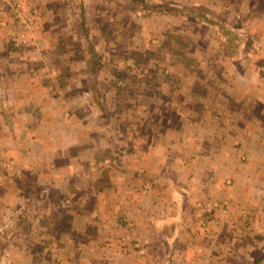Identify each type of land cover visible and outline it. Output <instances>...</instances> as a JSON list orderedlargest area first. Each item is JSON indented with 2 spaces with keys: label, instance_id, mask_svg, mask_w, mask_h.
<instances>
[{
  "label": "crops",
  "instance_id": "crops-1",
  "mask_svg": "<svg viewBox=\"0 0 264 264\" xmlns=\"http://www.w3.org/2000/svg\"><path fill=\"white\" fill-rule=\"evenodd\" d=\"M11 1L0 0V264H264V0H153L215 22L106 24L111 41L96 24V42L88 23L87 36L53 24L55 0H29L32 13L19 0L37 21L21 48ZM153 33L159 49L136 42ZM73 37L80 49L66 48Z\"/></svg>",
  "mask_w": 264,
  "mask_h": 264
},
{
  "label": "rangeland",
  "instance_id": "rangeland-1",
  "mask_svg": "<svg viewBox=\"0 0 264 264\" xmlns=\"http://www.w3.org/2000/svg\"><path fill=\"white\" fill-rule=\"evenodd\" d=\"M19 0H12L8 4L13 5V11L15 12V2H18ZM27 3L25 4V8L30 13L34 7V5L30 4L28 1L25 0ZM7 3L2 4L0 7L1 9H7ZM56 7L59 9L58 12H52L50 15L54 16L56 18L55 20H52L54 22L53 24H73L74 25V31L78 28L77 24H80L79 16L77 15V12H75L73 4L69 2V5H66L63 3V0H55ZM0 9V10H1ZM88 12L86 14L87 23L90 26L88 28L89 36L93 40V42L97 41L99 36L101 35L98 33L97 29L99 28L96 24H103L104 31L106 32L107 36H104L106 39H109L111 41V28L109 25L106 24H117L119 27V31L122 32H128L127 31V24L129 25V28L132 30L133 33H147L149 29L147 26H144L145 24H153V28L156 30H160L161 24H176L175 21H171L170 23L164 22L166 20H156V21H144L140 15L137 9H135L127 0H89L88 1ZM10 11V10H9ZM50 10L41 11L42 15H47ZM33 12V11H32ZM31 12V13H32ZM21 13L23 16H27L26 13L23 11V8L21 6ZM7 15V12L5 16ZM10 16V15H9ZM7 15L8 18L9 17ZM30 17V16H28ZM51 22V24H52ZM18 24H21L20 22ZM157 24V25H155ZM127 34V33H126ZM125 34V35H126ZM126 36L122 37L125 38ZM141 38V37H140ZM152 40L154 42H152ZM78 42H75L74 37L72 39H69L65 45L66 48L69 49H80L81 41L80 39L77 40ZM161 40L156 37V34H152L151 41L140 39L136 40L138 44H140V47H144L146 45L145 49H159L162 46ZM136 42H133L136 44ZM120 47L124 48V43L120 42ZM264 254V251H263Z\"/></svg>",
  "mask_w": 264,
  "mask_h": 264
},
{
  "label": "trees",
  "instance_id": "trees-1",
  "mask_svg": "<svg viewBox=\"0 0 264 264\" xmlns=\"http://www.w3.org/2000/svg\"><path fill=\"white\" fill-rule=\"evenodd\" d=\"M74 1L76 3L78 0H74ZM127 1H129L130 4L135 9L138 10L140 17L145 20L156 18V17H176V18L178 17L191 18L192 17L194 21H197L201 24H205V23L212 24L215 22L212 19V15L203 13L202 11H198L193 8H180L176 5L171 4V2H167V1H153V0H127ZM76 12L81 21L80 24L82 26V31H83L82 33L84 36H87L86 34V30H87L86 11H85L83 0H82V4L81 5L79 4V7ZM217 24H222V23L217 22ZM82 33L80 34L81 36H82ZM2 96L3 95H0V97Z\"/></svg>",
  "mask_w": 264,
  "mask_h": 264
},
{
  "label": "built area",
  "instance_id": "built-area-1",
  "mask_svg": "<svg viewBox=\"0 0 264 264\" xmlns=\"http://www.w3.org/2000/svg\"><path fill=\"white\" fill-rule=\"evenodd\" d=\"M4 14V13H0ZM5 17V14L3 15ZM13 20L16 23H21L20 26L22 28L21 35L15 40L14 45L16 48L25 47L29 42V36L34 33L36 29L37 21L31 17L23 16L21 13V5H17L15 7L14 15H12ZM218 207V206H217ZM213 210H205V213H212ZM222 214L225 215L227 213V209L223 207L221 210Z\"/></svg>",
  "mask_w": 264,
  "mask_h": 264
}]
</instances>
